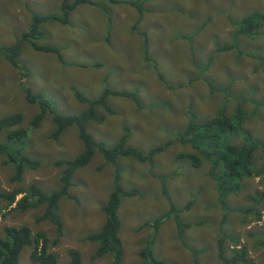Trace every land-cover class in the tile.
<instances>
[{
    "label": "rangeland",
    "instance_id": "rangeland-1",
    "mask_svg": "<svg viewBox=\"0 0 264 264\" xmlns=\"http://www.w3.org/2000/svg\"><path fill=\"white\" fill-rule=\"evenodd\" d=\"M117 1L110 4L93 0L68 12L60 10V0H0V48L16 44L27 31L32 14L58 20L41 23L37 34L29 38L57 53L34 51L19 43L15 60L22 68L20 72L0 56V118L13 113L22 116L19 126L26 129V140L23 146L17 145L22 147V155L38 163L35 169H24L20 180L15 181L11 165L0 154V190L29 184L43 191L56 189L61 168L53 163L81 152L82 144L73 128L56 140L48 137L52 112L78 115L107 88L117 94L106 98L112 114L99 122H87L85 130L94 141L106 146L118 142L126 131L124 146L138 150L139 157H120L114 166L103 164L95 153L87 165L73 172L67 197L57 203L61 237L49 246L56 264H66L71 250L79 252L81 264H111L108 255L93 259L96 245L83 237L96 232L103 222V206L112 189L115 167L120 171L121 188L138 192L119 200V264L140 261L139 250L148 232L141 225L167 214L161 182L183 226L177 227L172 216L163 219L152 245L155 260L221 264L216 241L222 234H229L238 236L252 264H264V250L255 248L259 236L264 235V204L261 207L259 201L260 194L264 196L262 152L255 151L252 159L256 167H263L262 181L254 177L244 180L241 193L225 198L228 207H251L259 219L255 220L252 213L235 214L224 222L220 221L223 211L206 175V164L194 169L186 159H176L189 151L187 147L174 142L153 156L146 153L181 132L191 119L189 112L194 114V123H201L218 110L230 115L235 107L243 112L244 129L264 141V24L253 36H240L230 43V21L257 12L264 22V0H152L143 4L145 9L140 12L126 4L130 0ZM144 45L148 62L143 59ZM239 53L243 57L236 60ZM23 69L27 70L25 78ZM24 88L40 94L48 104L35 129H30L28 122L38 113V107L25 100ZM136 89L138 105L119 94ZM101 112L96 109V116ZM142 159H147V164L139 162ZM3 203L0 200V208ZM13 206L0 211V235L5 226L24 225L32 234L44 232L49 244L55 239L54 225L39 220L43 206L23 212L11 209ZM30 251L31 246L21 250L19 264H35L29 259Z\"/></svg>",
    "mask_w": 264,
    "mask_h": 264
},
{
    "label": "trees",
    "instance_id": "trees-1",
    "mask_svg": "<svg viewBox=\"0 0 264 264\" xmlns=\"http://www.w3.org/2000/svg\"><path fill=\"white\" fill-rule=\"evenodd\" d=\"M149 1L152 0H130L126 4L133 6L140 12L145 9L143 4L146 5ZM107 2L110 4L118 3L117 0H107ZM92 3L93 0H73L72 2L60 0L59 7L61 11L70 12L79 4ZM138 4H140L139 8ZM63 15L62 21L65 22L67 13L64 12ZM48 21L58 20L55 16L39 17L32 14L27 31L22 33L15 45L0 48V56L20 72L22 68L16 64L15 60L20 53L19 43L20 45L23 43L27 44L34 51L57 53V50L50 46L36 45L29 40L30 37L33 38L37 34L38 26ZM230 23L233 28L230 43L240 36H253L257 29L264 24L261 14L257 12L250 13L238 21H230ZM143 48V59L148 62V48L146 45ZM225 49L228 50V48ZM241 57H243L241 53L235 56L236 60ZM95 66L98 65L95 64ZM22 75L25 78L27 70L23 69ZM136 91L137 89L135 92L119 94L138 105ZM73 92L75 94V90ZM109 95L117 96L116 93L104 88L101 95L96 99L90 100L86 110L80 112L78 115L62 116L51 111L52 132L48 137L56 140L66 129L73 128L76 131L78 140L82 144L81 152L74 154L71 158L57 159L53 163L54 166L61 168L58 175L59 185L56 189L43 191L36 185L29 184L26 187H17L6 192L0 190V200L4 202V206L0 208V211L9 209L11 205H14L11 209L20 212L43 206V212L39 220L45 219L51 222L55 227L56 234L55 239L49 244L48 238L42 231L32 234L31 230L24 225L3 227L0 235V264H19L21 250L29 246H31L29 259L32 262L36 264H56V256L49 251V246L57 243L61 237V222L57 217V203L62 197H67V190L71 185L73 172L87 165L95 153L100 155L103 164H112L114 166L120 157H139L138 150L124 146L126 131H124L118 142L111 146H106L103 143L94 141L85 130L87 122H99L106 114H112V111L106 104V98ZM24 97L27 102L35 103L38 107V113L28 122L29 128L35 129L45 114L44 111L48 105L47 101L40 94H32L29 88H24ZM96 109L102 110L101 116H96ZM188 114H190L191 119L181 132H178L173 139H169L164 144L149 149L146 153L149 156L155 155L174 142L187 147L189 151L178 154L176 159H186L190 167L194 169L201 167L202 164H206V175L212 181L217 202L223 211L220 221L224 222L226 217L231 215L247 216L251 213L255 215V220H258L259 214L256 210L254 211L251 207H228L227 203H225V198L241 193L243 190L241 188L242 181L244 180L254 177L258 178V182L262 181L259 177L263 173V167H256L252 159L253 154L257 150L264 154V141L254 138L244 129L245 117L238 107H235L230 115H227L222 110H218L207 121L201 123H194V114L191 112ZM21 121L22 116L19 113H13L0 118V133L3 132V135L0 136V154L4 155L5 162L11 165V177L15 181L20 180L24 169H35L38 165L37 161L22 155V147H18L17 145L21 144L23 146L26 140V129L19 126ZM124 147L127 149H124ZM139 162L147 164V159H142ZM148 163L151 164L150 161ZM119 175L120 171L115 167L112 189L103 206L104 219L101 226L96 232L89 233L83 237L85 241L87 240L96 245L92 254L93 259L108 255L111 264H119L122 256L121 241L117 235L119 219L116 212L119 200L121 197L138 195L136 190H123L121 188L118 182ZM159 185L160 193L167 202L168 212L166 215L157 217L150 222H144L141 225L149 230L142 242L138 254L140 261L137 264H167L152 257V245L155 233L163 219L168 216L173 217L177 227L183 226L176 219L178 211L174 208L164 182H161ZM18 195L20 196L18 197ZM260 197L259 201L261 207H263V194H260ZM246 199L251 198L246 197ZM182 229H178V232H181ZM255 248L264 250V235L259 236V241L255 245ZM226 250L230 252L228 255L225 254ZM246 254L247 249L241 244L238 236L222 234L216 241V255L221 264H252ZM66 264H81L79 252L76 250L68 251Z\"/></svg>",
    "mask_w": 264,
    "mask_h": 264
},
{
    "label": "clouds",
    "instance_id": "clouds-1",
    "mask_svg": "<svg viewBox=\"0 0 264 264\" xmlns=\"http://www.w3.org/2000/svg\"><path fill=\"white\" fill-rule=\"evenodd\" d=\"M149 230V229H148ZM140 251V250H139ZM36 264V263H35Z\"/></svg>",
    "mask_w": 264,
    "mask_h": 264
},
{
    "label": "crops",
    "instance_id": "crops-1",
    "mask_svg": "<svg viewBox=\"0 0 264 264\" xmlns=\"http://www.w3.org/2000/svg\"><path fill=\"white\" fill-rule=\"evenodd\" d=\"M144 49V48H143Z\"/></svg>",
    "mask_w": 264,
    "mask_h": 264
}]
</instances>
